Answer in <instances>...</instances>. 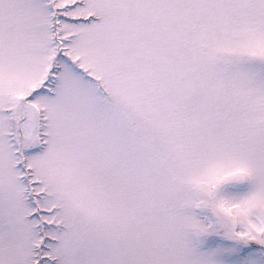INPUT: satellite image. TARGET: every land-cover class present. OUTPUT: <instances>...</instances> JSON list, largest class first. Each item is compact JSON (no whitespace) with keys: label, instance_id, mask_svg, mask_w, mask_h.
I'll list each match as a JSON object with an SVG mask.
<instances>
[{"label":"snow or ice","instance_id":"obj_1","mask_svg":"<svg viewBox=\"0 0 264 264\" xmlns=\"http://www.w3.org/2000/svg\"><path fill=\"white\" fill-rule=\"evenodd\" d=\"M0 264H264V0H0Z\"/></svg>","mask_w":264,"mask_h":264}]
</instances>
